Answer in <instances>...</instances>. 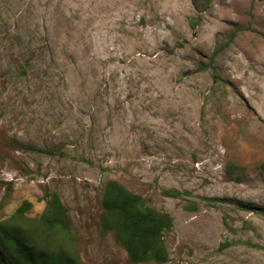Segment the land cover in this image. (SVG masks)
<instances>
[{
  "label": "rangeland",
  "instance_id": "374dc122",
  "mask_svg": "<svg viewBox=\"0 0 264 264\" xmlns=\"http://www.w3.org/2000/svg\"><path fill=\"white\" fill-rule=\"evenodd\" d=\"M263 165L264 0H0V218L56 192L80 264H136L116 180L173 219L143 264H264Z\"/></svg>",
  "mask_w": 264,
  "mask_h": 264
},
{
  "label": "trees",
  "instance_id": "16d2710c",
  "mask_svg": "<svg viewBox=\"0 0 264 264\" xmlns=\"http://www.w3.org/2000/svg\"><path fill=\"white\" fill-rule=\"evenodd\" d=\"M216 53L217 49L213 58ZM16 148L35 150L30 144L21 142H17ZM227 167L230 172L243 170L233 163ZM165 194L175 193L167 191ZM42 201L44 208L35 218L28 217L33 208L28 200L11 216L0 218V264H80L75 251L66 244L65 236L71 222L58 194L49 192ZM243 206L264 216L262 209L248 204ZM101 207V229L112 233L114 242L123 248L130 262L165 263L168 260L164 235L173 226L168 213L157 210L146 198L116 180L104 184Z\"/></svg>",
  "mask_w": 264,
  "mask_h": 264
}]
</instances>
